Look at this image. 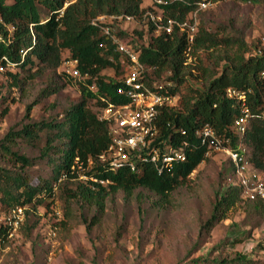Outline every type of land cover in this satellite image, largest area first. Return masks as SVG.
Segmentation results:
<instances>
[{
	"label": "trees",
	"instance_id": "1",
	"mask_svg": "<svg viewBox=\"0 0 264 264\" xmlns=\"http://www.w3.org/2000/svg\"><path fill=\"white\" fill-rule=\"evenodd\" d=\"M197 1L169 0L161 11L164 18L183 21L197 7ZM244 1L256 3L259 0ZM143 2L0 0V64H4L5 57L13 63L7 68L30 70L45 66L56 69L65 58H73L77 68L86 76L84 80H78L80 100L67 107L60 120L27 122L19 130L9 129L0 140V160L6 164L0 162V207L6 211V216L11 208L23 207V219L18 231L23 230L26 213L39 205L49 207L56 193L64 204L60 223L63 226L67 223L65 228H68L82 219L88 231L100 224L106 214L108 199L118 190L124 193V198H129L135 189L142 188L168 202V195L206 159L209 150L200 144L196 136V131L205 124L211 125L218 134L229 137L232 144L241 142L246 147L251 166L260 171L264 178V76L261 74L264 71V45L252 48L244 34L236 31L208 30L200 20L206 10L197 12L198 23L192 42L177 27L170 33L162 31L155 35L152 23L143 17L145 10L151 7L143 5ZM122 13L132 15L140 22L143 19L146 23L144 30H140L141 34L138 29L126 30L112 24L115 33L128 38V43L137 51L138 59L147 69L145 80L163 83V90L178 96L175 106L160 107L157 117L159 133L151 146L179 147L186 142V159L165 167L161 174L152 164H145L138 171L124 167L116 172H97L110 180L108 184L101 185L73 179L70 165L75 157L81 160L88 157L96 159L108 144L107 123L98 118V107L103 104L100 97L118 100L115 87L127 58L99 26L91 24V19L99 14ZM64 52L66 56H63ZM200 53H204V58ZM189 58L192 61L188 62ZM106 69L112 74H105ZM198 73H201L200 76H196ZM8 74L13 86L22 90L23 83L17 73ZM188 76L201 78L203 85L200 88L187 87L180 92V86ZM227 88L245 95L250 115L242 136L233 127V121L240 113L241 102L237 97H229ZM57 90L53 88L47 91L44 88L38 97ZM36 102L27 106V118ZM89 102H92L94 109L89 107ZM6 112L7 108L3 113ZM48 127L52 130L40 149V158L50 165L51 171L46 177H37V182L32 183L29 167L35 165L36 160L13 149V146L17 140L34 143L38 131ZM93 170L89 173H94ZM241 200L249 202L250 209L264 217V201L245 198L242 187L230 182L217 192L205 227L210 229L226 218L229 210ZM84 210L88 212L85 216ZM11 227L5 221L0 223V245H5ZM191 264L264 262L237 254L230 258L198 257Z\"/></svg>",
	"mask_w": 264,
	"mask_h": 264
},
{
	"label": "rangeland",
	"instance_id": "2",
	"mask_svg": "<svg viewBox=\"0 0 264 264\" xmlns=\"http://www.w3.org/2000/svg\"><path fill=\"white\" fill-rule=\"evenodd\" d=\"M214 2L200 17L208 30L236 31L244 34L252 48L264 45V0ZM148 4L144 0V5ZM125 26L139 28V33L142 28L140 24ZM200 56L204 58V53ZM36 69L12 67L0 71V140L9 129L19 130L27 122L58 121L67 107L80 100L78 80L63 74L61 65L56 69ZM8 72L17 73L22 90L13 86ZM104 73L112 74L109 69ZM202 85L201 78L188 76L180 92ZM44 88L58 90L39 98ZM34 100L37 102L27 118L26 108ZM88 105L94 109L92 102ZM5 108L7 112L3 113ZM51 130L48 127L38 131L32 144L17 140L13 146L36 160L29 167L32 183L50 174V165L40 158V149ZM230 182L234 180L226 155L210 150L206 159L168 195V202L142 188L135 189L129 198L118 190L108 199L100 224L90 231L82 219L68 228L67 223H60L64 204L56 193L49 207L31 208L23 230H17L5 245H0V264H191L198 257L230 258L237 254L264 262V217L254 213L249 202H238L212 228L204 225L217 192ZM83 212L84 216L88 213ZM4 221L6 211L0 207V223Z\"/></svg>",
	"mask_w": 264,
	"mask_h": 264
},
{
	"label": "built area",
	"instance_id": "3",
	"mask_svg": "<svg viewBox=\"0 0 264 264\" xmlns=\"http://www.w3.org/2000/svg\"><path fill=\"white\" fill-rule=\"evenodd\" d=\"M150 9H146L143 17L149 20L154 27V34L160 32L170 33L175 27L186 33L189 42H192L193 34L198 23V11L207 10L215 2L213 0H198L196 8L191 11L183 21L168 17L164 18L162 6L167 5L169 0H148ZM144 5V2H143ZM146 6V5H145ZM140 24L144 30L145 21L141 22L128 14H99L91 19V24L99 26L104 34H107L115 44L118 51L122 52L127 61L124 71L119 76V82L115 87L118 100H109L100 97L103 104L98 107V118L107 123L109 141L106 148L94 158L81 160L75 157L70 165V173L73 179L87 181L89 183L106 185L110 182L107 177H101L97 172H116L126 167L131 171H138L145 164H152L158 174L165 167L186 159L184 148L186 142L179 147L151 146L152 140L159 133L157 125L158 112L161 106H175L178 96L172 95L165 90L164 84L156 81L151 83L145 80L147 71L144 64L138 59V53L124 39L115 33L117 24L126 30L139 28H128L125 23ZM4 64H0V71L7 66L13 65L7 58L3 57ZM76 60L65 58L61 70L77 80L86 77L76 66ZM264 76V71L261 72ZM169 84V83H168ZM93 88V86H90ZM229 97H237L241 102L240 113L233 121V127L239 136L245 132L249 109L245 102V95L231 88H227ZM196 136L201 145L209 151H221L226 155L232 169L234 183L242 187L243 196L249 200L260 198L264 201V178L262 173L253 168L246 156V147L241 143L232 144L229 137L218 134L209 124L203 125L196 131ZM94 173H89L90 170ZM96 171V172H95ZM23 219V207L11 208L6 216V222L11 225L8 235L17 231Z\"/></svg>",
	"mask_w": 264,
	"mask_h": 264
}]
</instances>
